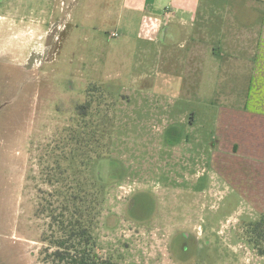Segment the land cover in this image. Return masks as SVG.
<instances>
[{
	"label": "rangeland",
	"instance_id": "374dc122",
	"mask_svg": "<svg viewBox=\"0 0 264 264\" xmlns=\"http://www.w3.org/2000/svg\"><path fill=\"white\" fill-rule=\"evenodd\" d=\"M263 21L264 0H0V264H51L58 178L103 191L96 250L120 264H264L240 188L263 165L239 149L235 190L215 156L252 63L214 55Z\"/></svg>",
	"mask_w": 264,
	"mask_h": 264
},
{
	"label": "crops",
	"instance_id": "0c3cea01",
	"mask_svg": "<svg viewBox=\"0 0 264 264\" xmlns=\"http://www.w3.org/2000/svg\"><path fill=\"white\" fill-rule=\"evenodd\" d=\"M222 32V30H220ZM251 32L257 33L256 36H253ZM236 33V32H234ZM243 35L239 36L237 40L236 36L232 37L233 40H231V37H222V46H217L218 48L215 50V57L217 58V55L219 56L220 52L218 51L219 48L224 49L228 52H238L239 54L244 53L246 56L249 55V59L245 56L243 64H245L246 60H249V65L252 63L250 68V74H243L240 73L239 76H245V78L249 79V83L245 84L246 87L248 85V91H247V97H243L241 101H245V108L243 109H233L232 113L229 112L228 116V122L229 125L226 126L227 123L222 122L223 124L220 125V128L223 129V132H225V137L228 138L229 141L222 142L220 141L218 143L219 150H217V153L215 156H217L218 160L220 161H226L225 156L226 154L222 153V150L230 153L231 156H229L230 160H227V164L229 166V172L228 174L230 177L231 182H233L234 189L236 190L238 188L236 181L240 180L242 177L240 176L239 171L236 170V166L238 163V156L237 151L244 150L248 153V158L246 161H248L250 166H256L259 161L260 164L263 165L262 170L264 171V136L261 135L260 139L255 138H249L250 135L248 134L249 131H253L254 129H260L261 132L264 134V21L259 29V31L254 30H245L243 31ZM225 34V33H224ZM238 34V33H237ZM230 40L234 42V44H230L228 41V45L226 44V41ZM240 43V44H239ZM227 45V46H226ZM221 62L218 64V68H216L215 79H218L220 83L223 82L222 79H225L226 77L222 75L224 69H226L225 66H221ZM229 92V91H228ZM230 100H239L236 99L233 96L228 97ZM230 111V110H227ZM220 114V117H227L226 114ZM230 118V120H229ZM247 124L244 126V124ZM221 139V137H219ZM257 142H261L260 145L257 144ZM224 147V149H222ZM236 147H238L236 149ZM224 158V159H223ZM241 159V158H240ZM255 159V160H253ZM252 161V163H251ZM242 162V161H241ZM226 163V162H224ZM243 163V162H242ZM255 163V164H254ZM246 164V163H245ZM248 165V166H249ZM251 170H254L256 168H250ZM258 179L261 181L258 183H255V185H249V184H241L240 188L246 190L245 194L250 195L252 197H257L261 199L262 204L264 203V175L262 172L260 173ZM257 179V180H258ZM242 191L240 190V195ZM264 205V204H263ZM262 205V206H263Z\"/></svg>",
	"mask_w": 264,
	"mask_h": 264
},
{
	"label": "trees",
	"instance_id": "16d2710c",
	"mask_svg": "<svg viewBox=\"0 0 264 264\" xmlns=\"http://www.w3.org/2000/svg\"><path fill=\"white\" fill-rule=\"evenodd\" d=\"M63 173L64 170L61 175ZM64 180L58 178L57 182H62V186L56 190L57 194H49L40 204L49 218L48 229L42 237L43 259L51 264H120L96 250L92 225L100 215L98 205L104 199L102 189V193H92L89 198V194L74 190L72 184ZM251 231L255 244L264 255V214L251 224Z\"/></svg>",
	"mask_w": 264,
	"mask_h": 264
},
{
	"label": "built area",
	"instance_id": "2783aa9c",
	"mask_svg": "<svg viewBox=\"0 0 264 264\" xmlns=\"http://www.w3.org/2000/svg\"><path fill=\"white\" fill-rule=\"evenodd\" d=\"M115 34V33H114Z\"/></svg>",
	"mask_w": 264,
	"mask_h": 264
}]
</instances>
